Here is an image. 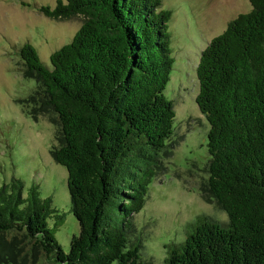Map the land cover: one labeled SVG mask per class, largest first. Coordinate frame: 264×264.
Instances as JSON below:
<instances>
[{
    "label": "trees",
    "instance_id": "trees-1",
    "mask_svg": "<svg viewBox=\"0 0 264 264\" xmlns=\"http://www.w3.org/2000/svg\"><path fill=\"white\" fill-rule=\"evenodd\" d=\"M250 2L196 68V101L210 124L203 197L229 220L197 215L183 240L165 245L164 264H264V0ZM39 9L82 21L50 66L32 43L19 49L24 74L37 81L28 101L58 127L52 154L68 170L80 230L66 251L56 236L66 212L38 183L25 190L13 175L0 184V264H36L39 254L55 264H146L135 217L175 133L166 93L171 10L162 0H57Z\"/></svg>",
    "mask_w": 264,
    "mask_h": 264
},
{
    "label": "rangeland",
    "instance_id": "rangeland-1",
    "mask_svg": "<svg viewBox=\"0 0 264 264\" xmlns=\"http://www.w3.org/2000/svg\"><path fill=\"white\" fill-rule=\"evenodd\" d=\"M57 0H0V184L13 175L25 182V190L38 183L43 196L66 212L56 236L68 251L80 225L71 211L68 170L52 154L58 144V127L28 101L37 81L21 66L20 47L32 43L42 61L72 40L81 26L79 16L56 19L39 9L55 6ZM171 10L169 29L175 59L166 93L174 100L175 133L161 154V169L150 185L144 208L135 223L143 241L141 259L146 264H164L165 245L181 241L189 222L199 214L219 221L228 214L206 194V165L209 161L210 124L196 97L199 79L196 68L201 51L221 33L230 20L252 7L250 0H162ZM34 113V114H33ZM36 264H55L44 254Z\"/></svg>",
    "mask_w": 264,
    "mask_h": 264
}]
</instances>
